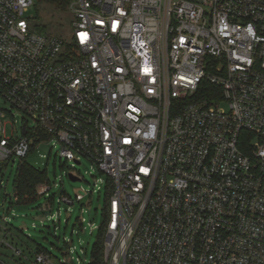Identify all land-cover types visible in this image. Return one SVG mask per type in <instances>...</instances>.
I'll return each mask as SVG.
<instances>
[{
  "label": "built area",
  "instance_id": "built-area-1",
  "mask_svg": "<svg viewBox=\"0 0 264 264\" xmlns=\"http://www.w3.org/2000/svg\"><path fill=\"white\" fill-rule=\"evenodd\" d=\"M33 6L0 0V172L48 141L94 164L106 264H264V0H68L67 39Z\"/></svg>",
  "mask_w": 264,
  "mask_h": 264
},
{
  "label": "rangeland",
  "instance_id": "rangeland-1",
  "mask_svg": "<svg viewBox=\"0 0 264 264\" xmlns=\"http://www.w3.org/2000/svg\"><path fill=\"white\" fill-rule=\"evenodd\" d=\"M36 5L37 0H34V6L25 13L26 18L38 22L51 20L57 25L62 22L60 13H38ZM50 32L67 39L68 23L63 21L62 28H52ZM12 113L15 117L7 113L3 120L7 137H11L13 131H20L24 123L18 111ZM60 151L59 143L55 145L48 141L28 156L32 166L47 172L51 187L48 197L40 196L33 203L17 204L14 179L18 159L9 162L0 172V257L8 264H34L38 249L50 252L54 264L91 262L98 228L104 222V183L107 177L87 159L73 167L72 162L61 158ZM70 174H76L81 181H71ZM77 195L84 199L77 201ZM50 196L54 201L49 200ZM65 197L74 204L66 203ZM13 249L22 251L23 256L14 257Z\"/></svg>",
  "mask_w": 264,
  "mask_h": 264
},
{
  "label": "trees",
  "instance_id": "trees-1",
  "mask_svg": "<svg viewBox=\"0 0 264 264\" xmlns=\"http://www.w3.org/2000/svg\"><path fill=\"white\" fill-rule=\"evenodd\" d=\"M37 11L51 14L60 13L62 22L69 24L70 18L68 15V0H37ZM67 17V19H66ZM39 19V18H38ZM62 22L57 25V22L46 20L44 22L33 20V28L42 34H51L52 28H62ZM57 36V35H54ZM45 138L44 134L41 135ZM34 152V146L31 153ZM107 186L105 190L106 205L103 212L104 222L98 228L97 242L93 246L92 259L89 264H106L104 261V242H105V217L108 199L112 193V184L109 179L106 180ZM42 184H48L47 172L32 166L28 160H22L18 163L16 168V175L14 179V192L18 205H27L35 202L40 196L38 195V187ZM50 201H54L53 196L49 197ZM42 251L38 249L37 252Z\"/></svg>",
  "mask_w": 264,
  "mask_h": 264
},
{
  "label": "water",
  "instance_id": "water-1",
  "mask_svg": "<svg viewBox=\"0 0 264 264\" xmlns=\"http://www.w3.org/2000/svg\"><path fill=\"white\" fill-rule=\"evenodd\" d=\"M24 134H26V131H24ZM78 164H79V163H78ZM69 178H70V180L73 181V182L81 181L80 178L74 176L73 174H70V175H69Z\"/></svg>",
  "mask_w": 264,
  "mask_h": 264
}]
</instances>
